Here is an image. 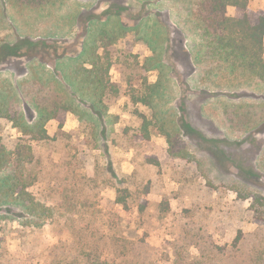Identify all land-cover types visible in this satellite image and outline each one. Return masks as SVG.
I'll list each match as a JSON object with an SVG mask.
<instances>
[{"label": "rangeland", "instance_id": "1", "mask_svg": "<svg viewBox=\"0 0 264 264\" xmlns=\"http://www.w3.org/2000/svg\"><path fill=\"white\" fill-rule=\"evenodd\" d=\"M247 1L251 11H264V0ZM116 2L131 9L122 15L127 24L142 16L145 29L109 47L120 96L106 100V137L101 144L94 125L68 113L63 128L47 122L49 141L28 143L34 157L26 174L39 214L0 202V264H87L96 245L107 259L114 240L128 237L152 247L134 252L130 264H264V227L249 212L253 200L239 199L264 196V134L257 127L245 134L243 122L226 115L264 103V82L212 68L188 0H0L2 77L20 79L33 54L53 68L58 54L80 52L87 18L77 22L75 15L102 17ZM240 14L227 7V17ZM19 39L39 45L11 51ZM183 45L195 58L205 55L197 67ZM157 62L166 67H151ZM160 79L155 109L135 102ZM26 119H37L36 111ZM28 139L13 122L0 121V145L15 150ZM118 188L132 193L128 211L114 203Z\"/></svg>", "mask_w": 264, "mask_h": 264}, {"label": "trees", "instance_id": "2", "mask_svg": "<svg viewBox=\"0 0 264 264\" xmlns=\"http://www.w3.org/2000/svg\"><path fill=\"white\" fill-rule=\"evenodd\" d=\"M187 3L196 31L200 34L207 53L213 58L212 68L221 70L224 77L241 78L246 81L250 79V82L263 83L264 11H251L247 0H188ZM231 5L238 8L241 13L239 17L226 16L227 7ZM143 29L145 28L142 27L141 32ZM129 31L130 29L118 19L107 21L91 19L84 33L81 51L75 54L68 52L58 54L54 59L53 68L49 67L44 58L33 54L27 56L25 71L20 74V79L12 75L2 77L3 70L0 69V121L6 119L13 122L14 126L21 129L29 138L24 144H18L15 150L0 145V192L4 193L1 197L3 201L0 202L21 208L33 216L39 214L34 206L35 199L29 192L33 183L29 182V176L26 174L34 157L32 147L28 143L51 139L46 130V124L50 120H57L60 128H63L66 115L74 113L81 121L94 125L97 139L102 144L107 133L105 126L111 120V115L107 112L106 100L120 96L119 88L111 81L110 72L113 64L109 47L126 37ZM24 44L34 48L39 45L31 40L19 39L13 49L11 47L9 49L11 51L21 49ZM42 46L47 48L46 44ZM182 50L194 67H197V63H201L200 58L204 59L205 55L201 53L200 57L195 58L192 50L185 49L184 45ZM155 52L159 51L155 49ZM151 67L166 66L157 62ZM161 83L160 79L156 84L150 85L151 95L135 102L144 103L155 109ZM258 99L264 102V98ZM32 109L36 111L37 119L28 123L26 113ZM261 112L263 113L259 117ZM229 113L228 117L232 124L235 119L240 120V123L243 122V127L247 130L245 134L254 133L257 128L264 134V103L257 106L240 105L238 109L228 110L226 115ZM157 119L158 123L162 121L158 117ZM174 124L180 131L183 130L184 123L180 124L178 120ZM165 134L171 141V134ZM144 138L150 140L148 124ZM247 176H254L253 169L249 168ZM124 182L123 180L120 184ZM117 193L118 197L114 203L128 211L132 193L127 188H118ZM146 193H149L148 189ZM239 199L253 200L249 212L252 219L260 227H264V196L240 194ZM125 232L127 235L135 233L129 228ZM242 241L243 233L240 232L234 244H241ZM145 247L152 250L143 239L117 238L112 243L107 259H100V250L96 245L93 248V255H87V264H130L129 260L134 257L133 253L138 250L143 251ZM108 250L109 248L106 252ZM146 264H151V261Z\"/></svg>", "mask_w": 264, "mask_h": 264}, {"label": "flooded vegetation", "instance_id": "3", "mask_svg": "<svg viewBox=\"0 0 264 264\" xmlns=\"http://www.w3.org/2000/svg\"><path fill=\"white\" fill-rule=\"evenodd\" d=\"M131 10L130 8H128L127 6H122L121 3H119V5L117 4V2L115 4H113L112 6H109L107 11H105L104 15L102 17H96V16H89L88 15H78L76 14V21L79 22L80 18H87V24L91 19H99L101 21H107V20H115L118 19L124 26H126L127 28L130 29V31L128 32V34L135 32V35L141 33V29H142V22H143V17L141 16L138 20L139 23L138 24H134V25H130L127 24L122 18V15L124 12ZM106 15V16H105ZM77 28V27H76Z\"/></svg>", "mask_w": 264, "mask_h": 264}]
</instances>
